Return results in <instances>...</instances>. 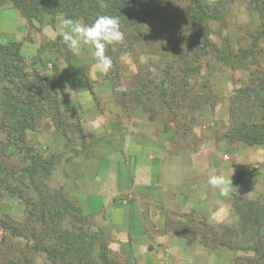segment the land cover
<instances>
[{
  "label": "crops",
  "instance_id": "0c3cea01",
  "mask_svg": "<svg viewBox=\"0 0 264 264\" xmlns=\"http://www.w3.org/2000/svg\"><path fill=\"white\" fill-rule=\"evenodd\" d=\"M9 9L0 8V44L20 42L23 55L31 46L27 20L18 35ZM34 46L23 57L37 55L41 46ZM68 72L55 94L66 125L56 116L28 131L27 141L55 157L53 187L74 197L111 251L134 264H264V147L229 140L219 114L190 129L171 121L163 131L141 101L128 106L111 91L101 106L83 74L76 83ZM77 123L82 137L70 134V141L63 128ZM190 139L196 142L186 146ZM210 174L231 177L229 197L207 185ZM221 208L222 218L210 219Z\"/></svg>",
  "mask_w": 264,
  "mask_h": 264
},
{
  "label": "rangeland",
  "instance_id": "374dc122",
  "mask_svg": "<svg viewBox=\"0 0 264 264\" xmlns=\"http://www.w3.org/2000/svg\"><path fill=\"white\" fill-rule=\"evenodd\" d=\"M212 3L217 8L215 12L217 17L209 19L202 25V29L213 45L229 50L230 60L233 61L235 68L225 64L222 58L214 52V48L208 49L207 55L199 57L198 54L201 51L199 49L203 47L201 37L196 38L198 45L194 49L195 55L192 58L182 57L187 50V44L185 46L181 43V37L177 33L187 27L178 20L177 12L183 5L179 0L160 1L157 3L158 8L156 9L151 8L146 2L139 1L132 8L130 23L120 24L124 34L123 41L106 47V54L113 60V66L107 74L93 68L95 61L92 57L93 49L90 46L82 45L80 55L74 56L67 50L59 35L57 26L60 20L72 19L82 24H91L86 22L83 17L66 18L63 13L53 17L47 12H43L34 13L37 17L35 16L33 19H26L22 11L14 7L13 4L1 6L0 8H12L8 12L17 26V34L22 30V18L27 20V34L24 40L31 46L25 49L23 55L27 56L33 53L34 45L41 46L38 54L33 58L25 57L27 60L26 72L29 78L32 80L40 78L44 82L42 86H36L35 89L53 90L52 98L39 100L41 98L39 97L36 100H39L38 129L47 128L46 124L56 118V81L61 79L62 74L67 73V69L74 64L76 69L73 73L69 71L68 74L77 83L82 73L88 86L96 89L97 99H100L101 106H103V102H106V97H109L107 94L113 91L116 99L123 101L128 106H132L136 101H141L147 119L165 123L163 131L168 132V128L171 130V125H169L171 121L189 125L190 129L192 125L210 121L212 115L218 114L219 118L224 121L223 123H226L225 131H228L231 123L230 111L235 106L234 102L238 101L237 91L251 86L252 81L262 75V70H264V35L262 34L264 15L255 9L250 0H212ZM93 10L98 16H110L104 6L101 10L97 8ZM45 29L47 33H44ZM180 49L182 51L179 52ZM259 65L261 68L258 67ZM198 67L201 68L200 73L197 72ZM151 69H155V72ZM202 69L205 72L203 76L201 75ZM121 84L126 85V92L116 91V88ZM5 86L10 87L6 83H2L0 89ZM184 92H186L187 98L178 99L176 94L183 95ZM198 110H208L209 115L198 117ZM59 120H62L60 115ZM63 124L66 125L65 122ZM63 129L70 141L72 140L71 135L80 133L82 137L79 123L64 126ZM189 129L188 131H191ZM177 137L180 139L178 134ZM1 139H6V135L1 134ZM194 142L196 140L190 139L185 144L192 146ZM23 156L24 154H20L13 147H8L1 153L0 160L7 168L22 169L29 165ZM0 176L5 177L6 175L3 173ZM6 178L8 182L11 181L18 186L27 199L41 203L42 199L35 192L34 185L26 175ZM35 181L37 184L35 186L43 192V199L52 195L55 200L54 191H58L71 204L82 210L69 192L63 188V192H61L59 188L53 187L51 175L49 178L44 174L38 175L35 177ZM0 194L2 219L12 226L24 228L34 205L26 209L24 200L10 195L3 188L0 189ZM31 213H34L36 217L39 216L37 210H33ZM86 218L88 221V224L85 225L86 230L103 237L107 242L103 229L91 228L88 217L86 216ZM69 223L72 222L67 220L66 224ZM33 226L36 225L31 224L27 232L28 236ZM5 236L6 239L2 243ZM26 244L24 238H15L0 227L2 261L7 262L14 255L21 254L25 264H51L45 253H36ZM96 247L99 248V245L97 244ZM111 257L121 263L134 264L113 251Z\"/></svg>",
  "mask_w": 264,
  "mask_h": 264
},
{
  "label": "trees",
  "instance_id": "16d2710c",
  "mask_svg": "<svg viewBox=\"0 0 264 264\" xmlns=\"http://www.w3.org/2000/svg\"><path fill=\"white\" fill-rule=\"evenodd\" d=\"M139 1L146 2L151 8L156 9L157 3L164 0H0V7L13 4L22 11L26 19L37 17L34 13L47 12L53 17L60 13H63L66 18L83 17L86 22L92 23L98 17L93 9L101 10L104 6L110 16L118 17L120 24L125 25L130 23L132 8ZM179 1L183 5L177 12L178 20L187 27L185 30L179 29L180 32L177 33L181 37V43L185 46L187 44V50L182 57L192 58L195 55L194 49L198 45L196 38L201 37L203 47L199 49L201 50L199 57L207 55L208 49L214 48V52L225 64L235 68L233 61L230 60L229 50L213 45L202 29V25L209 19L217 17L215 14L217 8L212 0ZM250 2L264 15V0H250ZM262 34L264 35V30ZM21 48L22 43L0 44V84L6 83L10 86L0 89V135H6V139L0 140V158L4 149L13 147L20 154H24L23 157L29 165L22 169L7 168L0 161V174L6 175L0 176V189L3 188L10 195L24 200L26 209L34 205L33 210H37L39 216L36 217L34 213H31L32 210L24 228H20L12 226L2 219L0 214V227L15 238H24L27 242L26 246L32 248L34 252L45 253L51 264H130L121 263L111 257L112 251L109 249V244L103 237L86 230L85 225L88 221L83 211L66 200L62 193L54 191L55 200L52 195L43 199V192L35 186L37 185L35 177L44 174L49 178L56 162L54 156L44 158L40 155L28 143L26 135L28 131L38 129L39 100L52 98L53 90L35 89L36 86H42L44 82L40 78L37 80L29 78L26 72L27 60L21 54ZM258 67L261 68L260 65ZM197 69L200 73L201 68ZM262 71V75L252 81L251 86L237 91L238 101L234 102L235 106L230 111L231 123L225 135L231 141L264 147V70ZM176 96L182 100L186 97V92L183 95L177 93ZM38 98L39 100L36 101ZM55 113L59 120V112L55 111ZM237 113L239 115H236ZM171 115H173L172 112ZM58 123L64 122L59 120ZM20 173L31 180L35 192L42 199L41 203L27 199L18 186L11 181L8 182L6 177L15 178ZM60 190L63 192L62 188ZM67 220L72 223L66 224ZM31 224L36 226L31 227L28 236L27 232ZM5 239L6 236L2 243ZM97 244L99 248L96 247ZM2 254L0 250V264H25L21 254L14 255L7 262L2 261Z\"/></svg>",
  "mask_w": 264,
  "mask_h": 264
},
{
  "label": "clouds",
  "instance_id": "9594fccd",
  "mask_svg": "<svg viewBox=\"0 0 264 264\" xmlns=\"http://www.w3.org/2000/svg\"><path fill=\"white\" fill-rule=\"evenodd\" d=\"M57 30L62 38L63 44L67 50L74 56H79L82 45L90 46L92 57L95 61L93 68L101 73L107 74L112 66V58L106 54V47L121 43L124 39V34L120 28L118 17L101 15L98 16L91 24H82L72 19H62L59 21ZM155 72V69H151ZM205 74L201 70V75ZM117 92H126L127 87L121 84L116 88ZM207 185L212 189H219L221 197H229L233 188L231 177H225L220 174H210L207 178ZM218 203H221L218 201ZM223 209L220 212H214L210 219L222 218Z\"/></svg>",
  "mask_w": 264,
  "mask_h": 264
}]
</instances>
